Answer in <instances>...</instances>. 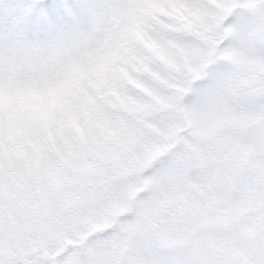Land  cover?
Here are the masks:
<instances>
[{"label": "rangeland", "instance_id": "374dc122", "mask_svg": "<svg viewBox=\"0 0 264 264\" xmlns=\"http://www.w3.org/2000/svg\"><path fill=\"white\" fill-rule=\"evenodd\" d=\"M41 3L0 0V264H264V0Z\"/></svg>", "mask_w": 264, "mask_h": 264}, {"label": "snow or ice", "instance_id": "6c2138e0", "mask_svg": "<svg viewBox=\"0 0 264 264\" xmlns=\"http://www.w3.org/2000/svg\"><path fill=\"white\" fill-rule=\"evenodd\" d=\"M76 7L70 0H65L64 3H61V0H42L34 15L41 16V22L45 27L55 28L62 20L67 19V13L74 12ZM189 8L194 11L199 9L200 5L196 0H191Z\"/></svg>", "mask_w": 264, "mask_h": 264}, {"label": "water", "instance_id": "95a60500", "mask_svg": "<svg viewBox=\"0 0 264 264\" xmlns=\"http://www.w3.org/2000/svg\"><path fill=\"white\" fill-rule=\"evenodd\" d=\"M260 81V76L258 73H249L247 74L242 81V84L246 88L254 87L256 86Z\"/></svg>", "mask_w": 264, "mask_h": 264}, {"label": "flooded vegetation", "instance_id": "af4514ba", "mask_svg": "<svg viewBox=\"0 0 264 264\" xmlns=\"http://www.w3.org/2000/svg\"><path fill=\"white\" fill-rule=\"evenodd\" d=\"M258 85H259V83H258ZM258 85H256V86H258ZM256 86H254V87H251L250 89H254Z\"/></svg>", "mask_w": 264, "mask_h": 264}]
</instances>
